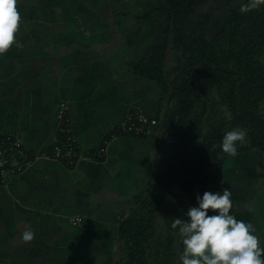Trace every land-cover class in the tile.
Returning <instances> with one entry per match:
<instances>
[{
    "label": "crops",
    "instance_id": "1",
    "mask_svg": "<svg viewBox=\"0 0 264 264\" xmlns=\"http://www.w3.org/2000/svg\"><path fill=\"white\" fill-rule=\"evenodd\" d=\"M157 2L17 0L22 46L0 55V136H20L35 160L0 185V264H120V222L151 187L156 134L119 135L102 158L90 156L128 112L163 114L160 83L132 69L145 39L131 44L127 33ZM62 102L82 153L73 166L52 157ZM218 172L214 193L229 188L231 214L264 248V153L240 152Z\"/></svg>",
    "mask_w": 264,
    "mask_h": 264
},
{
    "label": "trees",
    "instance_id": "2",
    "mask_svg": "<svg viewBox=\"0 0 264 264\" xmlns=\"http://www.w3.org/2000/svg\"><path fill=\"white\" fill-rule=\"evenodd\" d=\"M225 1L233 2L158 0L144 14L134 15L135 23L127 27L131 44L136 37L144 38L146 43L143 56L133 60L132 69L160 83L162 92L170 98L156 145L158 156L152 191L144 200L145 193L140 194L135 199V204H140L136 209L132 206L127 212L131 215L124 216L120 222L121 241L131 243L127 264H148L146 252L150 232L147 219L136 220L138 210L156 212L159 203L153 195L163 193L176 199L187 198L188 211L196 201L197 186H200L198 193L209 191L207 185L212 179L207 170L214 164L220 170L231 157L221 148L226 132L216 126L204 131L201 116L192 115L195 102L209 87L228 88L227 101L236 123L251 130L252 144L237 148V154L249 150L264 153V114L260 107L264 101V63L259 58L264 52V5L248 13L240 12L247 0L231 7L226 15L215 19L209 38L206 28L213 21L212 14L201 12L200 8L207 2L217 3L219 7ZM169 46L174 57L181 56L184 60L185 81L180 85L173 84L169 71H164ZM199 79H202L201 85ZM157 117L161 120L160 114ZM164 146L173 149L167 157L162 156ZM168 240L170 248L171 235Z\"/></svg>",
    "mask_w": 264,
    "mask_h": 264
},
{
    "label": "clouds",
    "instance_id": "3",
    "mask_svg": "<svg viewBox=\"0 0 264 264\" xmlns=\"http://www.w3.org/2000/svg\"><path fill=\"white\" fill-rule=\"evenodd\" d=\"M16 5L17 0H0V55L13 45L22 46L17 41L21 17ZM262 5L264 0H247L240 12L248 13ZM245 137L246 133L240 129L226 132L222 151L235 157L237 142ZM231 195L229 188H224L222 193L206 191L202 197L197 194L198 206L189 207L186 218L173 219L171 227L178 228L184 246L179 257L182 264H264L262 241L253 234L252 224L231 214ZM209 210L216 214L209 215ZM34 238V231L26 227L22 241L28 243Z\"/></svg>",
    "mask_w": 264,
    "mask_h": 264
},
{
    "label": "rangeland",
    "instance_id": "4",
    "mask_svg": "<svg viewBox=\"0 0 264 264\" xmlns=\"http://www.w3.org/2000/svg\"><path fill=\"white\" fill-rule=\"evenodd\" d=\"M244 0H233L232 3H221L220 6L207 2L200 8L201 12H210L212 14L213 21L206 28L207 36L211 37V31L214 29V21L219 17H223L229 11V9L235 5L242 4ZM223 4V5H222ZM194 28V26H192ZM259 58L264 63V52L259 55ZM184 60L181 56L178 58L171 55V60L168 64L169 78L171 82L175 85H180L185 81V69ZM202 79L198 81L201 85ZM228 88L224 86L223 88H218L216 86H211L207 89L205 93L202 94L201 98L195 102V106L192 111V115H200L202 118V128L207 131L210 126L221 127L223 132L231 131L232 129H240L246 133V137L243 141L237 142V148L248 147L252 144V134L251 130L248 128H243L236 123L235 117L230 108L229 102L227 101ZM174 105V104H173ZM261 112L264 114V101L260 103ZM159 117V116H158ZM161 123V121H160ZM158 128L156 130L157 134ZM173 151L172 148H167L164 146L162 150V156L167 157ZM217 164H214L207 170V175L212 179L208 183L207 187L209 192L215 191L214 179L219 177ZM220 181V180H219ZM200 186H197L196 194L201 197L204 193H198ZM150 195V194H149ZM153 199L158 200L159 207L156 212H149L148 210L141 208L137 212L136 220L142 218L147 219L146 226L149 228L150 237L147 241V263L148 264H159L162 261L164 264H182L179 257L181 254L182 237L179 235V230L173 229L171 224L174 218L184 219L186 207L188 205V199H176L167 196L163 193H157L153 195ZM152 199V200H153ZM153 204L150 206L152 207ZM198 206L197 199L190 206ZM209 215L216 214L209 210ZM172 236V245L169 248L168 237ZM121 257L122 264H127L130 261V247L131 243L122 240L121 245ZM184 247V246H183ZM119 260V256H118Z\"/></svg>",
    "mask_w": 264,
    "mask_h": 264
},
{
    "label": "built area",
    "instance_id": "5",
    "mask_svg": "<svg viewBox=\"0 0 264 264\" xmlns=\"http://www.w3.org/2000/svg\"><path fill=\"white\" fill-rule=\"evenodd\" d=\"M58 117L60 121V136L52 149V157L75 165L82 153L74 137L70 118L67 114V104L62 102L59 106ZM157 115L139 108L128 112L124 120L118 124L91 154L92 159L102 158L111 143L119 135L129 134L136 136H150L156 133L160 125ZM35 156L26 148L20 136L15 134H3L0 136V185L9 184L15 177L33 164ZM72 223L84 228V218L76 216Z\"/></svg>",
    "mask_w": 264,
    "mask_h": 264
},
{
    "label": "water",
    "instance_id": "6",
    "mask_svg": "<svg viewBox=\"0 0 264 264\" xmlns=\"http://www.w3.org/2000/svg\"><path fill=\"white\" fill-rule=\"evenodd\" d=\"M170 39H171V36H170V38H169V41H170ZM171 55H172V49H171L170 46H169L168 49H167L166 60H165V65H164V71H165V72H167L168 64H169V62H170V60H171ZM173 90H174V88H173L172 85H171V86H170V94H172ZM169 103H170V98L167 99V102H166V105H165V108H164L163 114H162V116H161V123H160V126H159L158 131H157V134H156V145H157L158 138H159L160 133H161V130H162V125H163L164 120H165V117H166V112H167V110H168ZM154 153H155V155H154V162H153V166H152V179H151V183H152V184L154 183L155 164H156V159H157V156H158V148H157V146H156V148H155ZM151 191H152V187H151L148 191L145 192V194H144L142 200L146 199V198L149 196V194L151 193ZM139 204H140V203H138L137 205H135V206L133 207V209H136L137 206H138ZM130 215H131V213L128 214L127 217H129ZM119 263H121V260H119Z\"/></svg>",
    "mask_w": 264,
    "mask_h": 264
},
{
    "label": "flooded vegetation",
    "instance_id": "7",
    "mask_svg": "<svg viewBox=\"0 0 264 264\" xmlns=\"http://www.w3.org/2000/svg\"><path fill=\"white\" fill-rule=\"evenodd\" d=\"M225 3H228V2H227V1H225L223 4H225ZM223 4H222V5H223Z\"/></svg>",
    "mask_w": 264,
    "mask_h": 264
}]
</instances>
